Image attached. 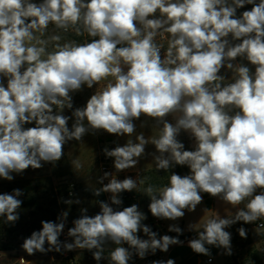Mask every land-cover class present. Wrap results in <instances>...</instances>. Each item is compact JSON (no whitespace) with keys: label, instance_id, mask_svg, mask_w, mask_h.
I'll use <instances>...</instances> for the list:
<instances>
[{"label":"clouds","instance_id":"9594fccd","mask_svg":"<svg viewBox=\"0 0 264 264\" xmlns=\"http://www.w3.org/2000/svg\"><path fill=\"white\" fill-rule=\"evenodd\" d=\"M246 4L251 9L237 17ZM69 31L92 39L64 40L61 33ZM157 37L167 40L166 49ZM237 58L254 71L234 64ZM222 68L232 71V82H225ZM85 85L100 87L84 107L63 115L64 109H73L71 93ZM141 116L153 119L159 129L150 141L143 132L136 135L134 121ZM33 122L34 127H24ZM100 130L129 137L123 146L103 149L114 158L117 173L135 168L151 143L158 153L151 154L157 171L180 165L190 174L173 172L164 186L141 187L144 179L120 180L104 172L93 194L111 193L110 203L98 201L100 212L94 216L81 209L68 228L72 242L60 240L68 211L57 221H41V230L21 245L29 256L81 249L92 251L97 262L107 258L109 264H129L134 256L144 259L182 244L179 226L168 228L176 237L158 238L142 223L147 216L137 204L112 207L123 203L121 193L134 190L150 198L153 217L171 221L183 218L185 210L195 211L203 202L201 193L219 197L235 213L222 218L215 212L190 224L197 237L188 246L209 257L208 246L232 255L226 229L264 220V0H0V178L12 181L13 173L55 164L68 142ZM182 130L194 138V150H185L178 139ZM72 165L83 167L75 159ZM22 195L19 188L0 193L5 222L19 219ZM141 230L147 239L138 235ZM237 231L247 238L244 227ZM109 242L116 247L105 257ZM20 264L27 261L21 257Z\"/></svg>","mask_w":264,"mask_h":264},{"label":"rangeland","instance_id":"374dc122","mask_svg":"<svg viewBox=\"0 0 264 264\" xmlns=\"http://www.w3.org/2000/svg\"><path fill=\"white\" fill-rule=\"evenodd\" d=\"M33 2L40 3L42 0H33ZM248 6L250 5L237 9V17H239L243 11L250 10L251 7L248 8ZM53 31V26L50 25L49 34H52ZM61 35L64 37V40H75L78 43H85L83 39L74 37L69 33H61ZM164 46L166 49L167 41L164 43ZM237 60L239 64H246L252 69V71H254V66L250 65L246 60L241 58H237ZM233 63L236 64L235 61H233ZM220 75L225 76L226 83L232 82L231 70L222 68ZM3 83L5 86L7 85L6 78H4ZM71 95L73 98V93H71ZM71 113L72 111L69 110L66 115L71 116ZM73 122L74 118L69 120V128H71ZM34 126V122L32 124L24 125L25 128ZM192 141L193 139H190L189 142H186L185 150H191L195 147V145H192ZM96 148L95 136L93 133L89 132L82 137L81 142L75 140L68 142L64 146V156L55 164L43 163V166L39 169H32L30 167L22 174L13 173L12 175L14 176V179L12 181L0 178V193H12V191L17 188L23 191V195L19 197V199L22 200L21 208L18 210L19 219L15 223L9 224V226L14 229L10 243L15 249L0 251V264H20V256H24L26 261L29 259L32 260V257L35 256L36 261L39 264L50 263V252H37L34 255L29 256L21 247L24 239L29 237L33 231H36L30 230L26 226L29 214L37 207L52 208L56 211V209H58L57 194L61 198V201L74 199L76 195L69 197L67 194L66 190L68 183L76 182V179L80 177L85 178L98 175ZM74 159L79 160L82 163L83 167L80 170H76L72 165ZM55 182L57 183V186L54 185ZM58 187L60 190H58L56 194L54 189ZM256 222H263L264 224V220H258ZM256 222L252 224L255 225ZM244 228L247 231V238H241L239 234L234 235L232 231H229L232 236V255H225V264H247L249 257H251L254 252H259L260 257L262 258V262L259 264H264V226L261 229L256 226H245ZM238 245L240 247L239 249L236 248ZM208 247L210 248L211 256L219 253L218 248L214 246ZM184 252H186V250H178L176 253L183 256ZM190 256L197 257L194 252H190L188 257ZM221 261L222 257L219 255L217 257V263L220 264Z\"/></svg>","mask_w":264,"mask_h":264},{"label":"crops","instance_id":"0c3cea01","mask_svg":"<svg viewBox=\"0 0 264 264\" xmlns=\"http://www.w3.org/2000/svg\"><path fill=\"white\" fill-rule=\"evenodd\" d=\"M69 34L74 37L81 38L85 42H88L90 40V39H87L85 34L82 36H76L74 32L69 33ZM235 63L237 64L238 60H236ZM97 87H100V86L94 85L93 88H88L85 85L83 86L81 91L73 92V109L72 110L69 109V110L73 111L75 108L84 107L86 105L87 100L91 97V95L95 93ZM69 110L64 109L63 115H66V113H68ZM54 112H55V109H54ZM167 119L169 120V122L175 123V120L172 116L167 117ZM134 123L136 124V135L143 132L145 137L149 139V141L153 137L158 136L159 129L158 127L155 126V121L153 119L141 116V118L139 120H135ZM142 123L145 125L144 127H141ZM182 132L185 135L191 137V135L188 132H185L183 130ZM93 135L95 136V139H96L97 164H98L99 147H100L102 138L105 136V134L103 133L102 130H100V131H97ZM117 138H118L120 146H123L129 139L128 136H117ZM131 138L135 141V135H133ZM192 145H195L194 138L192 141ZM152 153H156V149L154 145L149 143L148 145H146V154L142 158L139 159V163L137 164V166L133 169L121 171L119 173H124L126 177H131L133 179H137L138 181L140 179H143L144 175L147 172H150L156 169L155 161L153 159V156L151 155ZM188 174H190V169L187 167L186 175ZM99 177H100V174L98 171V175L96 176L94 175V176L85 177V178L80 177L76 179V182H74L76 184V192H75L76 197L72 200L73 201L77 199L80 200L79 204L73 203L71 205H68L64 203V201H61V198L57 194V191L60 190L59 187L55 188L54 191L57 194L56 198L58 199V209H56L58 217L63 211H68L69 215L67 217L66 222H72L73 220L81 216L82 208H87L88 210L87 215L94 216L95 214L100 212L98 201H106L110 203L111 193H102L100 196H95L93 194L94 189L102 186L97 182ZM54 185L57 186V183L55 182ZM128 194L139 195V200L141 204L139 210L144 212L145 215L147 216V219L143 221L142 223L148 225L153 231L157 232L158 238L159 236H162V235H170V236L176 237L178 235L177 233L168 231L169 225H172V224L179 226L183 230V234L179 235L178 237L179 240L183 241L182 244L170 246L169 250L166 253L160 252L159 250L156 252V254H160L163 257V260H167L169 258L173 259L175 261V264H202V261L209 257V256L208 257L203 256L197 253H195L197 257H194V256L188 257V255H190V252H193L188 246V241L197 237V233L195 231L189 230L188 226L190 224H196L200 221V219L203 216H205L206 218V217L212 216L215 212H217L223 218V217H227V215H231L235 213L236 211L235 208H233L229 204H226L219 197H213L210 194L201 193V195L203 196V202L196 207L195 211L189 212L185 210L184 217L179 218L176 221L160 220V219L153 217L149 211V208H148V205L150 203L149 197L135 190L132 192H128ZM112 207L117 210H122V208L126 206L121 204L120 206L112 205ZM239 207H244V205L242 204ZM205 209H208V212L206 214H205ZM155 220H157L158 222L155 223ZM233 226H256V225L252 223L245 224L243 222H237ZM226 230L231 231V227ZM138 235L142 239H147V236L144 235L142 230L138 233ZM124 246L127 247L126 244ZM114 247H116V245L112 244L111 242L105 245V252H104L105 257L109 255L110 251ZM178 250L179 251L186 250V252H184L183 256H180V254L176 253ZM223 253H224V249H219L218 254L211 256V258H213L214 260V264L217 263V257L219 255L222 257V261L220 264H225V254ZM74 256L78 260L79 264H109V261L107 258L102 259L101 261L97 262L93 258L92 251H89V250L76 249ZM51 259H52V251L50 252V262H51ZM27 264H39V263L36 261L35 256H33L32 260L30 259L27 260ZM129 264H148V263L146 262L145 258L140 259L139 257L134 256L133 259L129 261Z\"/></svg>","mask_w":264,"mask_h":264},{"label":"trees","instance_id":"16d2710c","mask_svg":"<svg viewBox=\"0 0 264 264\" xmlns=\"http://www.w3.org/2000/svg\"><path fill=\"white\" fill-rule=\"evenodd\" d=\"M245 6H247V4ZM249 7H252V5L248 6V8ZM178 139L185 146L187 144L186 142H189L190 139L193 138L185 135L181 131L180 135L178 136ZM191 150H194V148H192ZM186 171H187V166H180V165H175L174 167L170 168L168 171H164V170L157 171V169L152 170L144 175L143 179L145 180V183L144 185H142V187H146L148 184H153L155 186H164L169 183V177L173 172L178 175L184 176L186 175ZM132 196H136L139 198V195L137 194L121 193L120 197L123 201L122 204L126 207L130 206ZM57 218H58V214L54 209L37 207L35 210H32L30 212L29 219L26 222V226L30 230L39 231L42 228L41 221H57ZM9 224L10 223L5 222L4 218L0 217V251L15 249L10 243V239L14 232V229L11 228ZM240 227H245V226H231V231L233 232L234 235L239 234L237 229H239ZM45 247L47 248V244H45ZM236 248L239 249L240 248L239 245L236 246ZM261 262H262V258L260 257L259 252L258 253L254 252L252 253V256L249 257L247 264H259Z\"/></svg>","mask_w":264,"mask_h":264},{"label":"built area","instance_id":"2783aa9c","mask_svg":"<svg viewBox=\"0 0 264 264\" xmlns=\"http://www.w3.org/2000/svg\"><path fill=\"white\" fill-rule=\"evenodd\" d=\"M68 33H72V31H69ZM85 35L87 37V34H85ZM87 39H92V38L87 37ZM156 39H157L158 43H163V44L167 41L166 39L161 40L160 37H157ZM164 51H165V49L161 50L162 55H163ZM103 133L105 134V136L102 138V141H101V144L99 147V156H98L99 174H100V176H102L104 172H110V173H113L117 179L122 180V179L126 178V175L124 173H117L116 172V170L114 169V158L106 157L104 154V151H103V149L105 147H107L109 150H111V149L115 148L117 145H119L118 138L114 134H108L105 131H103ZM104 183L105 184L108 183V180L106 179L104 181ZM66 191H67V194L69 197H73L75 195V192H76V184L74 182L68 183ZM123 193H128V192H123ZM132 204H137L138 207L140 208L141 204H140L139 198L136 196H132L130 206ZM157 222L158 221L155 220V223H157ZM255 225H256V227L261 229V228H263L262 225H264V224L262 222H256ZM72 226H73L72 222H66L65 229L60 236V240L62 242H72L73 238L69 237L67 235L68 228H70ZM75 251H76V249L73 251H64L62 249V251L59 253L52 251V259H51L50 264H79L78 260L74 256ZM21 257L24 258V256H20V258ZM145 260L148 264H152V261H154V260H163V257L160 254H154V255L148 254L145 257ZM202 264H214V260H213V258L208 257L202 261Z\"/></svg>","mask_w":264,"mask_h":264}]
</instances>
